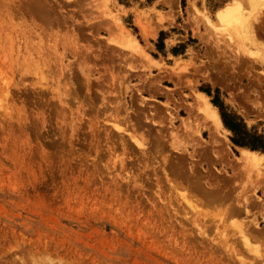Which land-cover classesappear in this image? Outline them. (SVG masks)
<instances>
[{"label":"rangeland","instance_id":"1","mask_svg":"<svg viewBox=\"0 0 264 264\" xmlns=\"http://www.w3.org/2000/svg\"><path fill=\"white\" fill-rule=\"evenodd\" d=\"M232 1L0 0V264H264L223 121L264 144V5L246 35Z\"/></svg>","mask_w":264,"mask_h":264},{"label":"bare ground","instance_id":"2","mask_svg":"<svg viewBox=\"0 0 264 264\" xmlns=\"http://www.w3.org/2000/svg\"><path fill=\"white\" fill-rule=\"evenodd\" d=\"M246 1H247V4L250 1L251 3H249V6L253 5V7H254V5L259 4V3H262L264 5V0H246ZM247 12L248 11H246V13H245L243 10H241L239 3L236 0H233L231 4L225 5L222 9H220L216 13V18L222 26H224V27L230 26L233 30H235V29L236 30L238 29L241 31L244 30L246 35H250L252 33V26H251L252 23H250V15L251 14H250V11H249V13H247ZM202 102H203V104H201V105H203L202 111H203L205 120H207L210 123V126L212 127L213 131L215 133H218V131L222 127L220 119L218 117V114L207 102H205V101H202ZM242 155L244 156V159L242 158L243 160L242 159L241 160L245 162L246 166L247 165L251 166L253 164H254V166H256L255 163L258 160L257 154L250 152V151H247V150H243ZM243 165H241V166H243Z\"/></svg>","mask_w":264,"mask_h":264},{"label":"trees","instance_id":"3","mask_svg":"<svg viewBox=\"0 0 264 264\" xmlns=\"http://www.w3.org/2000/svg\"><path fill=\"white\" fill-rule=\"evenodd\" d=\"M224 125L235 135V139L233 140V143L236 144V145H240V146H250V149L251 150H260L262 152H264V144L258 142L257 144H248L244 139H241V138H237V134H236V131H237V128H238V125L236 124H233V123H227L224 119Z\"/></svg>","mask_w":264,"mask_h":264}]
</instances>
